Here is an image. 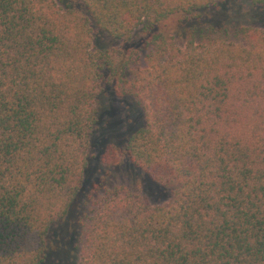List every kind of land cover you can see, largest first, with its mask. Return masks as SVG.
Instances as JSON below:
<instances>
[{"label": "trees", "instance_id": "obj_1", "mask_svg": "<svg viewBox=\"0 0 264 264\" xmlns=\"http://www.w3.org/2000/svg\"><path fill=\"white\" fill-rule=\"evenodd\" d=\"M80 1L0 0V264L58 261L48 240L84 202L105 88L146 124L101 162L126 157L170 199L105 188L78 264H264V30L203 23L217 0Z\"/></svg>", "mask_w": 264, "mask_h": 264}, {"label": "rangeland", "instance_id": "obj_2", "mask_svg": "<svg viewBox=\"0 0 264 264\" xmlns=\"http://www.w3.org/2000/svg\"><path fill=\"white\" fill-rule=\"evenodd\" d=\"M61 8L68 4L87 14L80 0H53ZM203 23L215 29L229 26H254L264 30V7L252 5L248 0H217L215 5L203 13ZM190 24V23H188ZM192 24V23H191ZM183 27V26H181ZM174 42L184 46L181 29L176 19H170L162 25ZM106 38L95 42L97 47L106 45ZM98 122L91 134L89 143V163L84 171L85 196L82 203L75 204L72 216L65 219L63 225L52 228L48 240L51 257L57 258L54 264H78L80 259L79 221L88 213L92 199L101 197L105 188L122 186L139 193L150 206L163 205L170 199L168 189L153 182L150 177L123 157L116 167H107L101 162V156L108 147L121 149L127 140L146 124V111L132 98H117L110 88H105L98 99ZM50 243V244H49Z\"/></svg>", "mask_w": 264, "mask_h": 264}]
</instances>
